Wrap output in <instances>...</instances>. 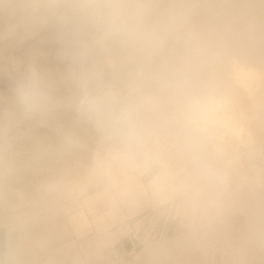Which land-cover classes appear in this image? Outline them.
I'll return each mask as SVG.
<instances>
[{
	"label": "clouds",
	"instance_id": "obj_1",
	"mask_svg": "<svg viewBox=\"0 0 264 264\" xmlns=\"http://www.w3.org/2000/svg\"><path fill=\"white\" fill-rule=\"evenodd\" d=\"M36 37L54 46L63 69L53 75L35 58L23 65L10 98L0 99V151H12L24 126H54L61 152L78 148L84 129L138 166L171 151L193 155L211 194L184 212L181 243L213 251L232 214L228 174L200 154L225 60L264 48V27L243 17L213 23L196 0H0V44ZM26 244L21 222L0 264H24ZM233 254L234 264H264V205L246 218Z\"/></svg>",
	"mask_w": 264,
	"mask_h": 264
},
{
	"label": "bare ground",
	"instance_id": "obj_2",
	"mask_svg": "<svg viewBox=\"0 0 264 264\" xmlns=\"http://www.w3.org/2000/svg\"><path fill=\"white\" fill-rule=\"evenodd\" d=\"M197 3L202 7L203 18L213 23H235L243 17L264 27V0H224L222 4L216 6ZM31 50H28L26 54L29 60L37 59L41 66L53 75L62 71L52 63L53 61L44 51ZM216 96L215 114L205 135L203 153L200 155L202 160L222 168L228 174V191L225 199L232 207V214L215 234V249L211 252L216 257V253L219 251L221 263L234 264L233 246L241 239L246 228V218L254 209L247 203L239 204V197L264 191V169L260 177L251 175L257 159L262 158L264 162V48L243 49L237 52L234 57L226 59L222 66ZM60 119L66 125L71 124L70 116L65 115ZM49 128L51 131L49 136L35 139L36 166L29 169L26 168L28 167L26 165V167L22 166L24 169H17L14 173L9 172L17 176V179L23 177L31 186L37 188L36 199L34 198L35 201L33 204L31 203L32 206L28 212L32 213L43 209V212L50 211L53 218L54 216L58 217L55 215L58 214L56 208L58 204L54 194L61 191V184L65 179L67 180L71 172L69 164L83 165L87 160L91 161L93 168L89 169L86 176L77 184L78 192L102 185V191L95 196L107 197L112 212L116 208L113 195L125 203L141 194L138 179L149 166H138L133 162L125 161L100 144L99 147L104 148L105 152L102 155L97 154L94 152L93 143L91 144L94 136L84 129L80 132L82 142L78 148L71 152L58 151L55 128L54 126H49ZM151 165L159 167L149 182L154 194H163V190L167 188L168 178L177 176V183L173 185V192H171L173 194L177 191L185 192L182 211L186 207L198 204L211 194V189L203 179L199 161L195 160L193 155L171 151ZM1 168L0 224L13 219L16 222L22 214L18 218L13 217L12 205L5 198L6 193L11 190H9L8 183H5L7 180L4 181L6 178L3 180L5 170L3 171ZM181 168L184 169L182 173H180ZM38 170L45 173L44 185L38 182L36 175ZM10 185L12 188L11 183ZM43 218L46 217L43 216ZM58 220L61 224L65 221L61 217H58ZM78 222L81 225L85 224L82 212L73 215L68 220V223L75 228ZM109 241L110 239L107 240V242ZM175 243L177 248L163 250L164 262L169 264H206L202 254L196 253V256L195 254L192 256L193 252L183 248L181 241ZM170 257H172L171 260ZM103 260L106 263L111 260V257L107 254ZM31 263L33 264V262ZM118 263L115 260L111 262V264ZM73 264H77V262ZM82 264L103 263L88 261Z\"/></svg>",
	"mask_w": 264,
	"mask_h": 264
},
{
	"label": "rangeland",
	"instance_id": "obj_3",
	"mask_svg": "<svg viewBox=\"0 0 264 264\" xmlns=\"http://www.w3.org/2000/svg\"><path fill=\"white\" fill-rule=\"evenodd\" d=\"M196 1L214 6L224 2V0ZM31 46L33 47L31 48ZM28 50L44 51L59 70L63 69V66L55 58L54 46L50 42L46 43L44 37H36L19 44H0V99L3 101L10 98L13 81L20 74L23 65L29 60L26 56ZM50 132L49 126H24L15 134L12 151H0V166L2 167L0 168L5 170L3 180L6 178L4 181L7 180L5 183H8L9 190H11L6 193L7 195L5 194V198L12 205L13 217L18 218L22 214L19 218L21 220L18 219L17 223L13 219L0 224V226L5 229L8 242L10 238H15L16 228L23 222L27 240L26 250L22 257L24 264H32L31 262L33 264H73L76 262L82 264L88 261L111 264L113 260L119 262L118 264H131L133 258L135 257L136 260V257L146 249L149 250L147 256L158 258L161 255L160 250L165 248L166 241L171 243L181 241V219L188 209L186 207L182 211L181 207L186 194L183 191L172 193L173 185L177 183V176L168 178L167 188L163 190V194H154L149 182L159 169L155 165H150L139 177V192L141 194L131 198L130 202L123 203L120 198L113 195L116 208L112 212L107 197L95 196L102 191V185L93 186L82 192L77 190V184L82 181L89 169L93 168L91 161L87 160L83 165L70 163L71 172L67 180L65 179L61 184V191L57 193L58 195L54 194L58 204L56 206L58 214L55 215L63 218L64 223L61 224L56 216L53 218L50 211L43 212L44 210L40 209L37 212H32L33 214L31 211L28 212L36 199L37 188L31 186L23 177L17 179L13 173L26 165L28 166L26 168L29 169L36 166L35 139L49 136ZM91 144L97 154L102 155L105 152L104 148L99 147L95 137ZM10 165L13 173H9L11 172L8 170ZM263 169L264 162L262 158H258L251 175L260 177ZM180 171L182 173L184 169L181 168ZM36 175L38 182L44 185V171L38 170ZM257 193L240 195V200L237 199V201L239 204L247 203L254 208L264 205V191L261 190ZM79 212L83 213L85 224L81 225L78 222L75 228L68 223V220ZM131 229L137 232V237L140 238L142 244L136 246L133 251H124L121 249L120 243ZM108 239H110L109 242H107ZM183 248L188 250L184 246ZM170 252L173 253V251ZM107 254L111 260L105 263L103 259ZM194 254L196 256V253H192V256ZM201 256L206 260V264H211L210 252ZM212 264H222L219 251Z\"/></svg>",
	"mask_w": 264,
	"mask_h": 264
},
{
	"label": "crops",
	"instance_id": "obj_4",
	"mask_svg": "<svg viewBox=\"0 0 264 264\" xmlns=\"http://www.w3.org/2000/svg\"><path fill=\"white\" fill-rule=\"evenodd\" d=\"M123 238L124 239L122 240V243H120V246H121V249L124 251H128V250L133 251V249L136 246L142 244L140 238L137 237V232H134L133 229H131ZM6 243H7L6 231L2 226H0V251H2V249ZM166 243L167 244H165V248L160 250L161 255L158 258L147 256L149 254V250L146 249L139 256L136 257V260L134 257L131 264H169L168 262L163 261V257H162L163 250L164 249H171L172 250V249L177 248L178 246L175 242L171 243L169 241H166ZM210 255H211V257H210L211 261L210 262L212 264L215 261V257H214L215 255H213L212 252H210ZM0 258H2V257H0ZM171 258L172 257H170L169 259L171 260Z\"/></svg>",
	"mask_w": 264,
	"mask_h": 264
}]
</instances>
